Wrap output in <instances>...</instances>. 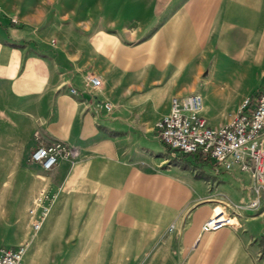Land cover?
Listing matches in <instances>:
<instances>
[{
	"label": "crops",
	"instance_id": "0c3cea01",
	"mask_svg": "<svg viewBox=\"0 0 264 264\" xmlns=\"http://www.w3.org/2000/svg\"><path fill=\"white\" fill-rule=\"evenodd\" d=\"M86 74L100 85L89 88ZM263 80L264 0H0V248L24 245L22 264H68L78 235L70 221L85 213L84 220L131 224L133 216L116 208L131 192L164 216L197 203L181 234L188 245L223 204L244 227L241 244L216 264H264L252 258L264 214L234 207L246 201L247 172L175 152L204 169L183 182L151 173L149 155L161 148L154 123L171 95L199 93L201 114L216 127ZM54 140L76 149L72 162L44 170L26 159L36 142ZM165 183L171 196L182 189L170 211L160 209L170 202ZM42 186L54 199L32 230L26 210ZM257 218L259 230L251 224ZM228 229L236 228L215 235Z\"/></svg>",
	"mask_w": 264,
	"mask_h": 264
},
{
	"label": "built area",
	"instance_id": "2783aa9c",
	"mask_svg": "<svg viewBox=\"0 0 264 264\" xmlns=\"http://www.w3.org/2000/svg\"><path fill=\"white\" fill-rule=\"evenodd\" d=\"M14 21L13 18H10ZM84 82L89 88H97L100 79L86 74ZM69 92L75 89L69 87ZM105 109L108 103H103ZM202 99L199 93L190 92L171 95L168 107L154 123L158 140L169 153H198L207 157L214 169H238L249 175L247 198L236 205L239 210L264 214V83L254 94L252 100L244 97L238 104L229 121L212 127L206 124L201 114ZM36 133H34L35 135ZM76 149L54 140L45 144L36 142L30 149L27 160L38 164L42 169L52 168L57 160L72 162ZM54 199V193L47 187L38 188L26 214L32 230L39 228L48 208ZM239 227L235 214L225 210L224 206L214 207L200 224L201 233H212L223 228ZM264 233V219L262 222ZM24 245L0 248V264H22Z\"/></svg>",
	"mask_w": 264,
	"mask_h": 264
},
{
	"label": "rangeland",
	"instance_id": "374dc122",
	"mask_svg": "<svg viewBox=\"0 0 264 264\" xmlns=\"http://www.w3.org/2000/svg\"><path fill=\"white\" fill-rule=\"evenodd\" d=\"M152 133L155 135L153 128ZM160 145L159 150L149 151L151 173L174 175L183 182H189L190 176L202 175V165L197 164L191 155L170 154L166 147ZM219 180L225 184L229 181L225 174H221ZM163 190L170 202L159 208L170 211L177 206L182 189L177 187L171 196L168 192L169 183H165ZM148 205L141 204L140 197L129 192L116 208L133 216L131 224L121 220H84L85 213L80 214L79 220H71L70 228L75 229L78 235L70 238V243L75 244V247L70 251L68 264H189L192 260L216 264L221 262L223 256L231 255L235 246L241 244L238 235L244 227L242 225L236 229L223 230L218 235H215L217 232L201 234L197 227L193 241L189 245L183 243L181 234L187 228L190 211L197 203L183 202L180 209L169 216L158 214L151 202ZM139 215L144 219H137ZM251 224L259 230L260 219L257 218ZM100 240L102 247L98 242ZM194 241L195 246L192 247ZM257 245L258 252L252 258L264 261V240H258Z\"/></svg>",
	"mask_w": 264,
	"mask_h": 264
}]
</instances>
